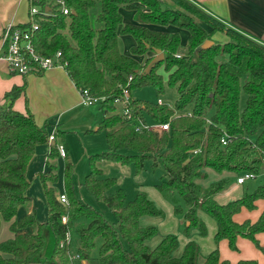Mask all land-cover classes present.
<instances>
[{
    "label": "trees",
    "instance_id": "1",
    "mask_svg": "<svg viewBox=\"0 0 264 264\" xmlns=\"http://www.w3.org/2000/svg\"><path fill=\"white\" fill-rule=\"evenodd\" d=\"M60 1L67 15L56 0L30 1L41 13L33 44L42 57L60 52L63 68L75 87L87 90L92 98L103 99L100 108L104 116L97 132L105 133L107 150L88 157L89 173L82 186L106 205L117 227L77 197L71 181L72 165L67 161L63 169L67 203L55 196L51 185L56 183V176L52 172L40 174L46 221L39 223L34 213L17 219L18 209L29 201L25 195L30 185L26 177L28 164L36 148L47 145L49 135L46 127L36 125L29 111L20 113L13 108L16 99L24 94L23 82L4 94L6 103L0 106V228L5 223L11 233L0 242V264H73L67 236L73 223L81 220L86 225L77 231L76 256L82 263L91 258L96 240L100 239L98 264H230L220 259L217 247L202 262L198 261L199 248L193 241L174 257L175 235L165 236L150 248L147 242L157 229L141 227L139 219L163 217V212L143 191L126 202L123 191L115 189L116 179L103 177L99 167L103 161L132 165L137 174L147 160H153V164L159 160L166 179L155 189L166 198L178 197L183 202L185 211L179 205L173 208L174 214L182 215L188 223L183 229L185 234L198 229L200 235H205L206 228L197 217V210H201L215 221L216 245L226 240L228 248L237 251L236 241L241 237L264 254V244L257 240V235L264 234V210L255 222L233 220L242 208L253 210L255 201L264 199V185L219 205L213 197L224 189L227 179L205 189L196 183L205 178L206 168L216 173L255 176L264 169V45L226 28L188 0H168L171 5L158 0ZM96 3L99 11L94 21L100 27L95 29L90 11ZM121 10L133 11L135 24L123 23ZM149 25L186 31L184 54H179L182 46L178 33L155 31ZM216 34L225 40L214 42ZM119 35L133 39L129 55L120 52ZM207 40L212 45L201 48ZM154 50H160L163 60L145 74ZM165 85L177 93L173 107L131 96L142 87H152L161 95ZM124 89L130 94L132 122L115 112L113 105ZM144 116L169 123V131H135L134 121ZM58 135L54 133L55 139ZM223 137L225 145L220 142ZM58 157L56 148L51 147L48 160ZM63 217L65 224L61 222ZM29 229L33 231L21 233ZM235 264L257 262L239 260Z\"/></svg>",
    "mask_w": 264,
    "mask_h": 264
},
{
    "label": "crops",
    "instance_id": "2",
    "mask_svg": "<svg viewBox=\"0 0 264 264\" xmlns=\"http://www.w3.org/2000/svg\"><path fill=\"white\" fill-rule=\"evenodd\" d=\"M158 1L163 2L161 0ZM164 1L166 2L167 0ZM188 1L222 23L226 28L264 45V0ZM166 4L168 3L166 2ZM28 11V0H0V35L7 26L26 24L28 20ZM121 14L123 17V23L135 24V21L133 20V11L121 10ZM148 28L155 31L178 33L179 36L181 32H184L186 38L183 43L181 41V46L186 44L188 38V33L186 31L174 27L163 28L154 25H149ZM216 35L220 39L218 37L216 40L213 38L212 40L214 42H222L225 40L223 35ZM122 36L129 39V48H131L134 45L133 39L130 36ZM148 54L151 55L152 53ZM141 60L142 58H140V61ZM23 82L26 83L25 91L24 94L14 102V110L20 113H26L29 111L38 127H46L48 133L58 132L60 136L58 135L56 138V143H61L66 147L65 159L58 157L55 160L49 161L48 154L50 152V147L48 145L38 146L27 167L26 177L29 180L30 185L25 195L29 198V201L18 209L17 219H20L24 215L34 213L38 222L44 223L47 218V209L39 175L52 172L57 178L56 183L51 185L55 196L59 197L60 194H63L64 163L67 161L72 165V156L69 154L68 147V145L72 146V134L81 135L79 138V144L84 147L82 152L87 163L90 155L104 152V150L107 149L105 133L101 138H94L95 135L100 133L97 132V128L100 121L103 119L104 112L101 110L100 104L89 106L81 104L79 89L75 87L73 82L69 79L64 68L54 67L42 72L40 75L28 74L20 76L10 74L2 60H0V106H4L6 103L4 94L14 86H21ZM96 105H99V109H97ZM103 139L105 140V146L103 145ZM111 164L115 163L107 161L99 163V167L103 171V177H105L104 168ZM204 173L205 178L196 181V183L203 189L219 180H228L224 189L213 197L217 204L223 205L229 203L240 199L245 194L243 186L246 180L242 184L236 183V179L241 174L235 175L231 172L216 173L209 168L204 169ZM256 177L257 175L255 178ZM115 189L120 188L117 187ZM136 191L145 192V189L142 185H139ZM150 195L152 197L149 199L146 194L147 198L163 212L164 215L162 218L164 219L166 216L168 217V222L166 223L167 220L164 219L161 226H163L165 230H173L172 232L163 235L158 242L150 247L148 242L156 237L157 232L156 235L147 242V245L150 248H154L165 236L175 235L177 237V248L173 252L174 257L180 256L185 244L189 241H193L198 245L199 253L201 252L202 259H199L200 262H202L204 258L217 247L220 259L227 260L230 264H235L239 260H255L257 264H264V254L247 239L241 237L237 238V251H231L227 246L226 240H221L216 245L214 241V235L216 233L215 221L201 210H197V217L206 228L205 235H200L198 229H191L190 233L185 234L183 229L188 223L184 221L183 216L175 215L173 206L169 204H167V211L165 210L164 213L161 207H159L160 205H157V203L153 201L158 200L161 204H166L163 201L164 198L161 197L158 191L154 193L151 192ZM263 210L264 199H259L255 201V208L253 210L242 208L238 214L234 215L233 220L237 223H241L245 220L255 222ZM179 216L181 218H179ZM142 217L144 218L146 216ZM142 217L139 219V225L141 227L149 226L140 224ZM73 225L79 230L86 224L78 221L74 222ZM30 231H32V229L21 231V233ZM8 235L11 236V233L8 232ZM178 235H181L183 239L181 245L178 244ZM257 240L260 244H264V234L257 235Z\"/></svg>",
    "mask_w": 264,
    "mask_h": 264
},
{
    "label": "rangeland",
    "instance_id": "3",
    "mask_svg": "<svg viewBox=\"0 0 264 264\" xmlns=\"http://www.w3.org/2000/svg\"><path fill=\"white\" fill-rule=\"evenodd\" d=\"M163 2H160L161 4H168L171 5V3L167 0L166 2L164 0H161ZM99 11V4L96 3L95 7L90 11V20L92 26L96 29L100 26L95 23L94 18L96 14ZM219 35V34H218ZM217 35H214L212 39H217ZM180 38L182 43L184 42L186 35L184 32H181ZM219 38V37H218ZM220 39V38H219ZM225 39V38H224ZM129 45L130 41L126 37L119 35L118 36V48L121 53L129 55ZM184 46L181 47L179 50V54H184ZM179 56V55H178ZM132 98L134 100L149 102L152 104H155L158 99H161L163 104H166L168 107H173L175 100L177 99V93L174 89L167 87V85L164 86V92L161 95H157L155 90L152 87H142L140 89L134 90L131 94ZM99 105H96L97 109ZM115 112H120V105L115 106ZM176 115L179 113L176 112ZM147 122H151V119L146 117ZM99 133V132H98ZM80 136L77 134H72V146L68 145L69 147V154L72 156V174H71V181L73 184V189L77 195V197L84 203L91 206L95 211L100 213L104 219L111 224L114 228L117 227L116 220L113 216V214L110 212V210L106 207V205L103 202L97 201L93 198V196L88 193L84 187L82 186L83 180L86 176V174L89 172V166L86 162L85 157L83 156L82 150L84 147H82L80 143ZM96 136V137H95ZM94 138H101V136H104V132L100 131L99 134L95 135ZM103 145L105 146V140L103 139ZM103 146V147H104ZM107 150V149H105ZM104 150V151H105ZM103 151V150H101ZM99 153V152H98ZM153 160H147L145 162L144 169L135 174L134 168L132 165H119V164H111L107 165V167L104 168L105 177L108 178H114L117 181L116 188L119 187L122 189L126 202L132 201L136 196V190L139 187V185H142L145 189V192L150 199L152 196L150 195L151 192H157L155 189V185L160 184L162 180L166 179L165 171L163 169L162 164L160 161H156L155 164H153ZM204 172V170H203ZM264 185V171L260 173L255 179H247L244 186L243 191L245 194L252 193L258 186ZM114 190H112L113 192ZM153 195V194H152ZM161 195V194H160ZM162 198H164V202L166 204H161L158 200H153L157 205H160L161 209L164 211H167V204L174 206H181L184 211L186 209L183 202L178 197H173L171 199L164 197L161 195ZM58 198V197H57ZM155 199V198H154ZM174 200L178 202H174ZM165 217V216H164ZM179 218H181L179 216ZM166 223L168 222V217L164 218ZM162 217H153V216H146L142 217L140 224L141 225H151L157 228V235L152 239L150 242H148V245L152 247L156 242L159 241V239L167 234L172 232L173 230H165L163 226H161V223L164 220ZM81 222L84 223L83 220ZM7 224L2 223L1 229H0V242L10 237L8 235V226L6 229ZM171 229V228H170ZM33 231V229H32ZM77 227L72 225L71 230L68 234V241H69V254L71 258L73 259V264H98L97 258H98V247L101 244V240L97 239L95 243V248L93 249L91 253V258L86 261L85 263H82L76 256V249L78 246V232ZM168 231V232H167ZM191 231V230H190ZM190 231L188 233H190ZM182 236L178 235V244L181 245L182 242ZM199 259H202L201 252L198 254V261Z\"/></svg>",
    "mask_w": 264,
    "mask_h": 264
},
{
    "label": "built area",
    "instance_id": "4",
    "mask_svg": "<svg viewBox=\"0 0 264 264\" xmlns=\"http://www.w3.org/2000/svg\"><path fill=\"white\" fill-rule=\"evenodd\" d=\"M31 0H28L29 11L28 20L24 27L22 26H7L0 35V60L5 64L7 71L10 74L16 75H28L36 74L37 72H45L54 67L63 68V64L60 61V52L55 53L52 57H42L35 51L33 44V36L38 30L37 16L40 15L38 7L30 4ZM56 3L61 5V11L64 15L68 14V10L64 7L63 2L56 0ZM177 57H179L177 55ZM130 79V78H129ZM81 97V104L85 106L93 104H101L103 99L92 98L88 91L85 89H79ZM130 94L124 89L122 91V97L116 99L113 102L114 107L120 105V112L118 114L128 122H132V115L129 108ZM156 104L162 105L161 99H158ZM189 115V113H188ZM146 117L143 119H137L134 121V129L137 132L142 131H153V132H164L169 131V123H159L151 120L146 121ZM220 142L222 145L226 144L225 137L221 138ZM47 145L55 147L58 151L59 157L62 159L66 158V150L61 143H56L54 133H49L47 138ZM195 153V152H194ZM264 171V169H263ZM255 175L252 173L241 174L237 179V184H242L247 179H254ZM58 199L61 203L66 204L67 199L65 194H60ZM62 224L66 223V218L63 217L61 220Z\"/></svg>",
    "mask_w": 264,
    "mask_h": 264
},
{
    "label": "water",
    "instance_id": "5",
    "mask_svg": "<svg viewBox=\"0 0 264 264\" xmlns=\"http://www.w3.org/2000/svg\"><path fill=\"white\" fill-rule=\"evenodd\" d=\"M212 41L207 40L205 41L200 47L201 48H207L210 45H212ZM154 57L151 59V61L148 63V65L145 68V74H149L150 71L152 70V68L158 64L159 62H161L163 60V54L160 52V50H154Z\"/></svg>",
    "mask_w": 264,
    "mask_h": 264
}]
</instances>
